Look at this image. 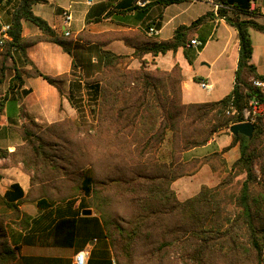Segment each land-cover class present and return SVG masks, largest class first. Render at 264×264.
Instances as JSON below:
<instances>
[{
    "label": "trees",
    "instance_id": "trees-1",
    "mask_svg": "<svg viewBox=\"0 0 264 264\" xmlns=\"http://www.w3.org/2000/svg\"><path fill=\"white\" fill-rule=\"evenodd\" d=\"M37 1L41 0H18L8 36L0 34V126L7 102L14 100L20 121L8 120L22 141L13 150L0 146V159L21 164L30 178L27 193L15 182L1 196L6 209H0V264H9L19 254V247L9 245L7 223L20 219L24 229L30 225L28 215L20 218L19 206L33 200L41 209L55 206L57 219L42 233L28 232L23 241L76 250L90 246L87 264H264V115L254 123L252 138L229 131L242 121L241 112L251 98H264L254 83L264 80V74L252 62L250 32L264 33V23L251 11L252 0H213L219 5L216 13L209 11L190 25H180L167 40L147 33L155 22L139 30L107 32L109 40L122 39L132 47V56L141 66L131 67L130 55L103 50V69L86 81L87 104L82 97H70L81 118L46 126L26 110L23 99L32 88L25 87V79L42 77L61 91L65 77H52L36 68L27 48L48 41L72 53L76 40L36 15L32 5ZM183 1L156 3L168 6ZM216 17L238 32L233 89L217 101L184 103L181 67L150 68L144 56L184 47L193 63L186 49L192 32ZM22 20L34 23L41 35L26 39ZM96 41L102 42L100 37ZM29 65L33 67L28 69ZM231 106L236 113H227ZM85 107L90 119L85 118ZM224 130L232 141L222 152L235 145L240 150L228 175L217 185H203L192 197L180 200L174 181L193 175L211 157L221 155L214 152L186 160L185 152L206 145ZM87 208L93 214L84 215ZM44 260L45 264L66 261Z\"/></svg>",
    "mask_w": 264,
    "mask_h": 264
},
{
    "label": "crops",
    "instance_id": "crops-1",
    "mask_svg": "<svg viewBox=\"0 0 264 264\" xmlns=\"http://www.w3.org/2000/svg\"><path fill=\"white\" fill-rule=\"evenodd\" d=\"M17 1L0 0V30L3 26L10 24L11 14ZM156 1L41 0L35 2L32 9L36 15L47 20L58 32L66 34V31H69V36H73L76 42L72 53H67L59 44L48 41H40L27 48V54L36 68L52 77H65L60 82L61 91L45 80L47 83L39 82L40 92L31 82L42 77H26L25 87L32 88V92L23 99L29 116L38 123L45 125L67 117L80 119V113L73 106L70 97L71 95L82 97L83 102L87 104L86 81L96 77L103 69L101 60L103 50L130 55V66L134 68L141 66L140 60L132 56L134 49L122 39L109 40L106 35L107 32L139 30L149 23L155 22L151 26L158 29L157 36L160 39L167 40L173 37L175 30L180 25H190L207 12L214 11L216 13L218 10L217 4L213 0H186L168 6L157 4ZM251 11H256L259 15L257 20L264 23V10L252 8ZM65 12L70 13V21L66 20ZM22 27L23 36L26 39L42 33L29 20H22ZM252 31L258 30H250L254 46L252 62L256 65L258 71L264 74V69H261L258 59H256L257 56H260L261 63L264 65V35L262 37L258 35V38H261L260 44L262 45V52H259V45L254 41ZM96 37H100V40L104 43H98ZM191 39H195L200 43L206 40L202 48L198 47L199 45L189 43L186 46L193 63L187 58L184 47L157 56L146 54L144 59L148 61L150 68L159 67L163 70H171L177 64L181 67L184 75L182 84V101L184 103L220 100L234 86L240 46L238 32L224 18L216 17L198 26L192 32ZM211 44L216 47L213 51L209 50ZM33 65H29L27 68L31 69ZM201 81H206L212 86V90L207 91V93L211 95L216 92L215 98L197 99L192 94L191 86L200 85ZM61 105H63V109H61ZM84 109L86 111L85 118L90 119L89 108L85 107ZM18 114V104L10 99L6 104L4 114L1 116L0 126V146L10 150H13L19 144V138L9 123L8 117L18 120ZM223 132L227 133L223 135L220 133V135L214 136L206 145L185 152V159L200 157L197 150L208 148L213 145V142H216L219 149L230 145L232 136L226 130ZM239 155L238 145L223 153L226 169L231 168ZM4 160V158L0 159V209H6L1 201V196L13 183L18 182L21 184L26 193L30 188L29 175L23 171L21 164L2 165ZM181 179H187V181H179ZM183 182H190L192 183L191 187H194L190 196H186V198L180 196L181 193L183 195L188 193L185 190L186 188H179V185ZM219 182L220 177L214 173L213 166L207 162L203 163L193 175L183 176L174 181L173 187L176 189L179 199L185 200L198 193L203 185L215 186ZM79 203L80 200L73 206L75 210L78 208ZM19 207L21 209L20 218L25 214L28 215L30 225L27 224L24 229L18 224L20 219H16L15 223H7L9 245L19 247L17 258L12 259L9 264H45L44 259L46 258H62L66 261L59 264H72L74 256L83 249L76 250L73 246L51 245L37 241L25 243L23 241L28 232L39 234L49 228L52 221L57 219V211H52L55 206L41 209L37 200H33L26 201ZM85 248L91 251V247Z\"/></svg>",
    "mask_w": 264,
    "mask_h": 264
},
{
    "label": "rangeland",
    "instance_id": "rangeland-1",
    "mask_svg": "<svg viewBox=\"0 0 264 264\" xmlns=\"http://www.w3.org/2000/svg\"><path fill=\"white\" fill-rule=\"evenodd\" d=\"M252 33H253V38H254V41L259 45V47H258V50H259V52H262V45L260 44V39L261 38H258L259 36L258 35H260L261 37L264 35L263 33H261V32H258V31H252ZM201 44V43H200ZM214 44H215V42H214ZM260 46H261V48H260ZM198 47H200V46H198ZM201 48V47H200ZM215 45H213V44H211L210 45V47H209V50H211V51H213V50H215ZM199 50V49H198ZM263 55H264V53H263ZM256 59H258V64H260V66H261V69L263 70L264 69V65H263V63H261V58H260V56H257V58ZM39 82H42V83H47V82H45V80H43L42 78H38L37 80H32V82H31V84H33L36 88H37V90L40 92L41 91V87H40V85H39ZM190 90H191V92H192V94L197 98V99H205V98H215L216 97V92H214L213 94H211V95H209L208 93H207V91L206 90H204L203 88H201V86L198 84H195V85H192L191 86V88H190ZM61 107V109H63V105H61L60 106ZM68 118V117H67ZM63 120V119H62ZM56 122V121H55ZM53 123V122H52ZM41 125H43V126H46L45 124H41ZM221 133V135H223V134H226L227 132H220ZM220 133H218V134H216L215 136H217V135H220ZM229 134V133H228ZM18 135V134H17ZM18 138H19V144L22 142L21 141V139H20V137L18 136ZM224 148V147H223ZM223 148H221V149H219V147L217 146V144H216V142H213V145L212 146H210V147H208V148H200L199 150H197V153L198 154H200L199 156H200V158H202L203 156H205V155H208V154H211V153H214V152H218V153H221V155L218 157V156H213V157H211L210 158V161L208 162L210 165H215L216 166V168L217 169H214V173L216 174V175H218L219 177H220V180L223 178V177H225L226 175H228V172L230 171L229 170V168H227L226 169V167H225V162H224V159H223V152H222V150H223ZM9 165V164H13V162L11 161V159L10 158H6L4 161H3V163H2V165ZM260 173V172H259ZM240 177H242V176H240ZM241 179V178H240ZM179 181H187V179H181V180H179ZM195 184H197V183H195ZM192 186V183H190V182H183V183H181L180 185H179V188H181V189H185L188 193L187 194H184L183 195V193H181L180 194V196H181V198H186V196H190V194H191V192H192V190H194V187L192 188L191 187ZM196 186V185H195ZM234 189L235 190H238L239 189V183H236V180L234 181ZM196 188V187H195ZM196 190V189H195ZM197 191V190H196ZM195 191V192H196ZM194 194V193H193ZM88 202H91L89 199H88ZM93 210V209H92ZM94 212V211H93ZM116 264V263H115Z\"/></svg>",
    "mask_w": 264,
    "mask_h": 264
},
{
    "label": "built area",
    "instance_id": "built-area-1",
    "mask_svg": "<svg viewBox=\"0 0 264 264\" xmlns=\"http://www.w3.org/2000/svg\"><path fill=\"white\" fill-rule=\"evenodd\" d=\"M263 2H264V0H252L251 9L252 8L253 9H259L260 8L261 10H264L263 9ZM216 7L218 8L219 5L217 4ZM65 18L67 21H70V19H71L70 13L65 12ZM8 29H9V25L3 26L0 30V34L3 37H7L8 36V34H7ZM147 33L150 35H158L159 31L156 27L150 26L147 29ZM69 34H70V32L66 31V35H69ZM191 44L198 46V45H200V42L193 39L191 41ZM254 83L256 86L261 88L262 93L264 94V80H255ZM200 85L204 90H206L208 92H210L212 90V86L209 83H207L206 81H201ZM227 113L228 114H234V113H236V109L233 106H231L227 110ZM241 115H242V121L241 122L255 123L260 116L264 115V98H260V97L251 98L249 103H248V106L242 110ZM89 248H90V246H89ZM89 253H90V249H88V248H85V249L79 251L74 256L72 264H87Z\"/></svg>",
    "mask_w": 264,
    "mask_h": 264
},
{
    "label": "water",
    "instance_id": "water-1",
    "mask_svg": "<svg viewBox=\"0 0 264 264\" xmlns=\"http://www.w3.org/2000/svg\"><path fill=\"white\" fill-rule=\"evenodd\" d=\"M254 130H255V126H254V123H252V122L235 123V124L231 125L229 128V131L233 135H237V134L241 133V134L248 136L249 138L253 137ZM83 214L84 215H91V214H93V211H92V209H85Z\"/></svg>",
    "mask_w": 264,
    "mask_h": 264
}]
</instances>
